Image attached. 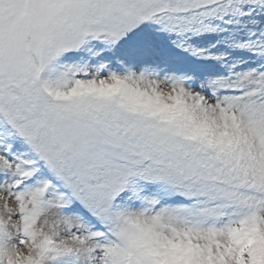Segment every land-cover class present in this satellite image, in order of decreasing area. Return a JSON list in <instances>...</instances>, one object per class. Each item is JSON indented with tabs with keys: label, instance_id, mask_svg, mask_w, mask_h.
<instances>
[{
	"label": "snow or ice",
	"instance_id": "obj_1",
	"mask_svg": "<svg viewBox=\"0 0 264 264\" xmlns=\"http://www.w3.org/2000/svg\"><path fill=\"white\" fill-rule=\"evenodd\" d=\"M0 264H264V0H0Z\"/></svg>",
	"mask_w": 264,
	"mask_h": 264
}]
</instances>
